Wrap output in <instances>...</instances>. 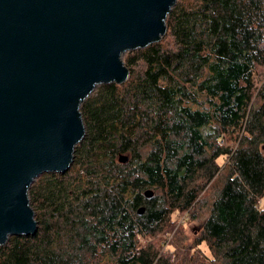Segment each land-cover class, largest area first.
I'll use <instances>...</instances> for the list:
<instances>
[{
  "label": "trees",
  "instance_id": "1",
  "mask_svg": "<svg viewBox=\"0 0 264 264\" xmlns=\"http://www.w3.org/2000/svg\"><path fill=\"white\" fill-rule=\"evenodd\" d=\"M165 22L170 44L132 48L123 59L128 79L80 100L86 133L73 164L29 187L38 231L2 244L0 264H84L85 250L114 264H173L137 236L188 210L197 180L221 169L199 241L211 257L193 261L264 264V0H177ZM225 136L234 145H221ZM147 186L165 197L145 199Z\"/></svg>",
  "mask_w": 264,
  "mask_h": 264
},
{
  "label": "water",
  "instance_id": "2",
  "mask_svg": "<svg viewBox=\"0 0 264 264\" xmlns=\"http://www.w3.org/2000/svg\"><path fill=\"white\" fill-rule=\"evenodd\" d=\"M176 2L0 0V246L37 233L29 187L72 166L86 133L80 100L128 79L123 54L162 39Z\"/></svg>",
  "mask_w": 264,
  "mask_h": 264
},
{
  "label": "rangeland",
  "instance_id": "3",
  "mask_svg": "<svg viewBox=\"0 0 264 264\" xmlns=\"http://www.w3.org/2000/svg\"><path fill=\"white\" fill-rule=\"evenodd\" d=\"M165 38L166 36L164 35L162 39L170 44V37H168L167 40ZM129 53L132 55L134 51H126L123 54V59ZM257 83L259 86L264 83V68L259 69ZM226 139L227 136L220 141L221 145H234V140L227 142ZM142 150L148 152L150 149L147 146ZM118 158L119 157L117 156V160ZM227 160V156H222L219 158L218 162L221 165H224ZM222 172L223 169H221V171H219L218 174H216V176L209 181H207V175H202V177L197 180L199 187L201 185L202 189L200 190V194L196 202L186 211H173L168 224L164 225L153 234L140 233L136 238V244L139 247H148L152 245L151 247H155L154 249L157 251V255L161 259L169 261L173 264H195L193 258L195 256L198 258V255L202 256V253L208 255L207 257H211V252L206 243H199V241L201 239V230L211 215L212 204L217 199L220 188L223 184ZM147 188H152L154 190L155 194L153 198L165 197L166 191L163 190V188L147 186L140 191V194H142L145 199L146 197L144 196V192ZM150 199L152 200V198ZM141 206H144V204ZM96 253L94 254L91 251L88 252L85 250L83 256L84 264H114L108 256H98Z\"/></svg>",
  "mask_w": 264,
  "mask_h": 264
},
{
  "label": "flooded vegetation",
  "instance_id": "4",
  "mask_svg": "<svg viewBox=\"0 0 264 264\" xmlns=\"http://www.w3.org/2000/svg\"><path fill=\"white\" fill-rule=\"evenodd\" d=\"M141 207V206H140ZM139 209V208H138Z\"/></svg>",
  "mask_w": 264,
  "mask_h": 264
}]
</instances>
